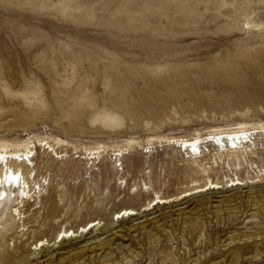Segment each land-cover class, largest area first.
<instances>
[{
  "label": "rangeland",
  "instance_id": "obj_1",
  "mask_svg": "<svg viewBox=\"0 0 264 264\" xmlns=\"http://www.w3.org/2000/svg\"><path fill=\"white\" fill-rule=\"evenodd\" d=\"M242 119L264 122V0H0V140L66 142L55 145L62 157L39 150L38 212L27 213L24 230V219L0 225V264H264L251 199L225 230L228 217L213 218L217 197L187 215L206 222L194 233L174 215L106 233L80 254L41 258L60 227L80 232L101 220L105 231L114 212L142 210L156 193L175 198L209 175L236 180L240 167L252 187L239 190L263 185L264 133L241 165L208 156L193 171L184 170L188 152L166 141ZM100 145L101 157L88 160L86 148ZM119 147L127 148L121 161ZM43 238L48 245L31 249ZM245 241L241 257H229Z\"/></svg>",
  "mask_w": 264,
  "mask_h": 264
},
{
  "label": "bare ground",
  "instance_id": "obj_2",
  "mask_svg": "<svg viewBox=\"0 0 264 264\" xmlns=\"http://www.w3.org/2000/svg\"><path fill=\"white\" fill-rule=\"evenodd\" d=\"M255 124L242 119L241 121H235L232 124H228V126L226 125L225 127H211L205 134L196 131L190 137L171 136L167 137L166 141L168 144H172L174 148L179 145L180 152H182L183 149L188 152L189 159L187 161L188 163H191H189L188 167L184 169L185 171L199 169V165H202L200 163L202 158H206L208 156H210V158H214L216 162H218V158L224 157L226 160L227 157L232 156L231 159L236 160V165H241V158L243 159L246 157L249 151L253 152V139H256L259 134L264 133V122L258 123V125ZM24 135L25 137L16 138L12 141L0 140V225H9V221L10 224L15 225L16 218H19V220L24 219L21 224L23 226V230L26 227L24 221L28 217L27 213L32 210H35V213L38 212L37 208L39 202L37 201V197L41 196L43 190L41 189L42 181L40 182L39 180V167L36 162L39 153L43 148L44 154L50 153L53 158H58L60 156L62 157L63 155H59L55 145L66 144L64 140L58 137H38L35 141L33 140V136L29 134ZM51 138L52 141L49 140ZM206 147H208V149ZM104 148L105 145H100L95 148H86L85 154L87 157H89L87 159H99L102 152H104ZM126 149L119 147L118 149L114 150L116 154V160H122L126 153ZM150 150L151 149H149L147 152ZM176 152L178 153V151ZM47 163L50 165L48 159ZM193 163L194 165L197 164L198 168H194ZM122 164L123 162H121L119 165ZM236 170H238L236 172V180L234 178H229L227 181H223V179L222 181H220V179L214 180V178H211L209 175L208 182L203 185L196 184L191 187L188 186L187 189L182 191L175 198H173V196H162L159 193H156L157 195L155 198L152 199L148 206L142 210H137L136 208H123L118 212H114L112 217H107L108 223H105V226L107 225V229L105 231H101L100 229L102 228H96L101 224V220H91L90 222L83 225V228L80 232V227L77 230H74L71 227H66L65 229L60 227L56 231L55 237L53 238L54 244L50 245L51 247L49 250H46V252L42 254L41 258H44L42 262L50 261L60 254H70V256L76 253L80 254L79 252L82 253L86 249L89 250L93 248V246H101V244H103L105 239L109 236L108 234L111 232H126L127 230L130 232L143 228L146 225H151L152 223L157 224L161 220H168L170 218L172 219L174 215L181 217L179 220L183 219V217L187 219V221L184 220V222H182V220V223H177V225H183L185 228L187 227L186 229L183 228L182 231L194 233L197 229H199V227H203L206 222H200L197 217L190 220L187 218V215L193 213L195 209L202 208L203 210L207 208L208 204H210L212 201V197L218 198L213 201H219V203L223 204V206L213 211V218L228 217L227 222L223 224L224 229L226 225L233 224V222L239 218V213L243 212L244 214L251 210L249 209V205H245V208L242 209L244 206V200L247 199V201H249L251 199V206L254 205V209L261 216L258 218L259 221L256 220L253 222V225L256 226H253V229L250 227V230L254 234H258L260 230L264 228V225L259 226L260 224L264 223V184L256 185V187L252 188L250 192L241 191L239 189L245 187L251 188L252 186H245V183H243L244 179L239 175V172L241 171L240 167ZM33 172L35 175L33 176L34 178L31 176ZM226 176L228 177V175ZM31 177L33 178L32 180ZM44 179H47L46 176ZM228 182H231V184L227 186ZM139 194L143 195L144 193ZM260 201L263 203L260 204ZM188 203L196 204L193 208L187 210L190 205L189 204L186 206ZM116 214L118 215V220H115L114 218ZM203 214H207V212H204ZM151 215L153 216L150 217ZM7 216L9 217L7 218ZM231 217L232 220L230 221ZM88 224H90V227L87 230L86 227ZM171 225H176V223ZM106 233L108 234L105 235ZM219 233L220 230L217 229L216 235L218 238ZM213 236L214 235L212 234L209 238L212 239ZM219 240L221 241L220 238ZM39 242L40 246L43 247L46 245L47 240L43 238L36 241L35 247L31 249H36ZM83 242H85V244L80 245ZM219 243L220 242L218 241L217 244ZM48 244L49 242L47 245ZM247 244L248 243L246 241L240 242L235 245L234 251L227 250V252L231 251L229 257L232 256L240 258V254L242 253V250L246 249ZM60 249L62 250L61 252L59 251ZM28 252H31V250L29 249ZM225 255L226 254H224V257Z\"/></svg>",
  "mask_w": 264,
  "mask_h": 264
}]
</instances>
